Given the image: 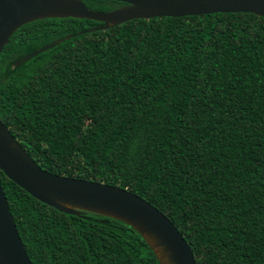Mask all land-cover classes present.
Wrapping results in <instances>:
<instances>
[{"label":"trees","instance_id":"1","mask_svg":"<svg viewBox=\"0 0 264 264\" xmlns=\"http://www.w3.org/2000/svg\"><path fill=\"white\" fill-rule=\"evenodd\" d=\"M99 24L19 27L0 52V121L45 171L148 201L196 264H264V17L138 18L79 33ZM0 180L31 264H159L128 224L58 211L1 170Z\"/></svg>","mask_w":264,"mask_h":264},{"label":"water","instance_id":"2","mask_svg":"<svg viewBox=\"0 0 264 264\" xmlns=\"http://www.w3.org/2000/svg\"><path fill=\"white\" fill-rule=\"evenodd\" d=\"M124 5L100 11L82 0H0V52L22 25L44 18H84L101 24L79 33L104 30L132 19L210 13H253L264 17V0H114ZM75 34L65 35L14 63L18 66ZM0 170L29 195L68 214L92 212L120 220L136 230L159 264H196L176 226L148 201L125 188L56 175L42 169L0 121ZM0 264H31L9 210L0 180Z\"/></svg>","mask_w":264,"mask_h":264},{"label":"flooded vegetation","instance_id":"3","mask_svg":"<svg viewBox=\"0 0 264 264\" xmlns=\"http://www.w3.org/2000/svg\"><path fill=\"white\" fill-rule=\"evenodd\" d=\"M124 5V4H123ZM122 6V5H121ZM120 7V6H119Z\"/></svg>","mask_w":264,"mask_h":264}]
</instances>
